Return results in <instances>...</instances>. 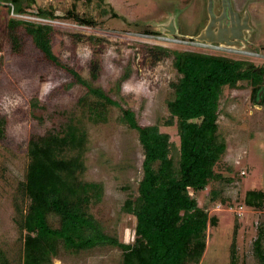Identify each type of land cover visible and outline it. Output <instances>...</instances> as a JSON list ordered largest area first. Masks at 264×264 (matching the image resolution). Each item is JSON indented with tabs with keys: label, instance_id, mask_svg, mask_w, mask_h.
<instances>
[{
	"label": "rangeland",
	"instance_id": "obj_1",
	"mask_svg": "<svg viewBox=\"0 0 264 264\" xmlns=\"http://www.w3.org/2000/svg\"><path fill=\"white\" fill-rule=\"evenodd\" d=\"M214 1L216 14L221 6L220 0ZM233 1L242 14L250 15L252 30L245 33L247 42L241 47L196 39L210 20L208 0H31L30 4L25 2L24 14H15L11 4H0V117L8 122L7 137L0 145V248L12 264L19 263L22 250L23 235L18 226L22 216L17 206L25 199L20 189L27 172L29 140L52 128L57 118L61 120L72 111L79 115L76 105L87 91L79 84L69 88L72 76L47 62L24 31L22 53L14 54L7 43L8 21L13 18L52 25V50L61 61L91 81V63L98 60L101 68L94 86L101 87L123 108L133 110L139 124L153 125L167 115V100L173 93L170 82L177 73L170 59H154L145 50L147 46L216 53L264 66V0ZM39 9H48L56 17L40 18L36 15ZM71 12L92 19L95 25L77 23L69 17ZM171 21L174 33L170 34L167 27ZM124 75L129 77L119 85ZM33 98L47 108L42 122L33 117ZM121 115L118 107L110 106L106 123L84 121L89 143L83 179L104 186L102 201L92 206L91 213L105 233L131 243L135 219L124 213L122 206L129 196L137 194L143 152L138 133L121 121ZM218 124L227 142L216 167L224 181L211 182L197 197L199 206H206L210 217L217 219L208 228L201 264H231L234 241L236 264H258L253 244L264 222V202L261 209H254L245 204V196L251 190L264 192V80L255 97L254 87L247 82H239L235 89L226 88ZM166 130L177 142L176 130ZM213 189L220 192L217 198L212 196ZM53 224L58 225L57 221ZM121 261L122 251L107 245L81 251L62 248L53 264Z\"/></svg>",
	"mask_w": 264,
	"mask_h": 264
},
{
	"label": "trees",
	"instance_id": "obj_2",
	"mask_svg": "<svg viewBox=\"0 0 264 264\" xmlns=\"http://www.w3.org/2000/svg\"><path fill=\"white\" fill-rule=\"evenodd\" d=\"M30 1L0 0V4H11L15 14H24V4ZM36 15L43 19L56 17L48 9H39ZM69 17L82 25H95L92 19L72 12ZM7 27V43L14 54L22 53L24 31L47 62L72 76L69 88L79 84L87 91L76 105L79 115L72 111L61 120L57 118L52 128L29 140L27 172L20 189L25 199L17 206L23 235L18 264H53L62 248L81 251L107 245L122 251L121 264H201L208 228L217 219L210 217L206 206H199L197 197L211 182L224 181L216 170L227 148L219 132L221 100L225 89H235L239 82L252 85L255 97L264 80V66L216 53L147 46L145 50L154 59L171 60L177 77L170 82L173 93L167 100V115L156 124L141 125L133 110L123 108L101 87L94 86L101 68L98 60L92 61L91 81H86L54 54L52 25L12 18ZM128 77L124 75L118 84ZM110 106L118 107L121 121L138 133L143 152V175L137 194L129 196L122 206L124 213L135 219L131 243L105 233L91 213L92 206L102 201L104 186L83 179L89 143L84 121L106 123ZM30 107L34 119L42 122L46 106L33 98ZM7 124V118L0 117V145L7 137ZM168 128L176 130L177 142ZM211 193L215 198L220 194L216 189ZM263 202L261 190L248 191L245 196V204L251 208L261 209ZM258 231L254 254L258 264H264V222ZM230 256L231 264H236L235 241ZM0 264H12L1 248Z\"/></svg>",
	"mask_w": 264,
	"mask_h": 264
},
{
	"label": "water",
	"instance_id": "obj_3",
	"mask_svg": "<svg viewBox=\"0 0 264 264\" xmlns=\"http://www.w3.org/2000/svg\"><path fill=\"white\" fill-rule=\"evenodd\" d=\"M225 2L228 4L225 9H224V12H226V8L228 7V10L230 11V15H236V18L237 20L239 19V15L237 13H234L231 9V3H230V0H225ZM214 2L213 0H209V3H208V10H209V15L213 16L216 15L215 12H214ZM219 19H212L211 17V22L208 23V25L203 28L201 30V32L199 33V36L196 38L198 41L200 42H205V43H208V44H213V43H218V44H223L224 42H226L227 40H231V39H234V38H238V41L240 40H243L244 41V33L250 31L252 28L251 26L246 22V20L244 19V24L241 25H238V27L235 26V22L230 19V22H231V25L228 27V26H225L224 27H221L220 25L218 26H215V23L216 22H221L223 19H226L227 17L224 15V16H220L218 17ZM169 29L170 32L173 31V24L171 22V26L167 27ZM166 27H164V29H167ZM218 28V31H216L215 29ZM223 28V29H222ZM230 28L231 30H226ZM229 31H232V36H226L227 32ZM217 34L218 35V38H215L214 35ZM238 34V35H237ZM240 35V36H239ZM227 39V40H226ZM239 47V46H237Z\"/></svg>",
	"mask_w": 264,
	"mask_h": 264
},
{
	"label": "flooded vegetation",
	"instance_id": "obj_4",
	"mask_svg": "<svg viewBox=\"0 0 264 264\" xmlns=\"http://www.w3.org/2000/svg\"><path fill=\"white\" fill-rule=\"evenodd\" d=\"M209 1V0H208ZM213 2H214V7H213V9H215V1L213 0ZM230 3H231V9H232V11L234 12V13H237L238 15H239V19L237 20V18H236V15L234 14V15H230V11L228 10V7L226 8V12H224V9H225V7L228 5L226 2H225V0H220V6H221V10L218 12V13H216V16L217 17H220V16H226L227 18L226 19H223L221 22H220V24L221 25H225V26H230L231 25V22H230V19H232L234 22H235V26L236 27H238V25H240V27H241V25H243L244 24V19L246 20V22L250 25L251 23H250V15L248 14V13H246V12H244L243 14L238 10V8L237 7H235L234 6V1L233 0H230ZM209 19L211 20V16L209 15ZM209 20V22L208 23H210L211 21ZM172 22V24H174V21H171ZM251 26V25H250ZM252 28V27H251ZM216 31H218V28H216L215 29ZM252 30V29H251ZM250 30V31H251ZM173 33H174V26H173V31H172ZM249 32V31H248ZM170 33V32H169ZM199 35H197L196 37H198ZM245 42H247V40H246V38H245V33H244V41L239 45V47H241L242 46V44L243 43H245Z\"/></svg>",
	"mask_w": 264,
	"mask_h": 264
},
{
	"label": "bare ground",
	"instance_id": "obj_5",
	"mask_svg": "<svg viewBox=\"0 0 264 264\" xmlns=\"http://www.w3.org/2000/svg\"><path fill=\"white\" fill-rule=\"evenodd\" d=\"M212 19H219L216 15H214V17L211 15ZM220 25V22H216L215 26ZM221 27H224L223 25H220ZM223 29V28H222ZM226 30H231L230 28L226 29ZM173 32H170V34ZM238 35V34H237ZM226 36H232V31L227 32ZM240 36V35H239ZM215 38H218V35L215 34L214 35ZM227 40V39H226ZM243 42V40L238 41V38H234L231 40H227L226 42H224L223 44H221V46H225V47H237L239 46L241 43ZM208 44V43H207Z\"/></svg>",
	"mask_w": 264,
	"mask_h": 264
}]
</instances>
